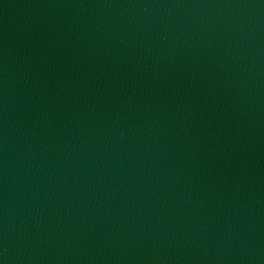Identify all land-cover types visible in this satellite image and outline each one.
Segmentation results:
<instances>
[{"label":"water","instance_id":"water-1","mask_svg":"<svg viewBox=\"0 0 264 264\" xmlns=\"http://www.w3.org/2000/svg\"><path fill=\"white\" fill-rule=\"evenodd\" d=\"M0 264H264V0H0Z\"/></svg>","mask_w":264,"mask_h":264}]
</instances>
